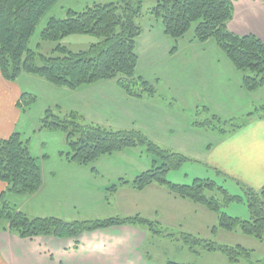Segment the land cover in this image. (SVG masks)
Listing matches in <instances>:
<instances>
[{
  "label": "crops",
  "instance_id": "obj_1",
  "mask_svg": "<svg viewBox=\"0 0 264 264\" xmlns=\"http://www.w3.org/2000/svg\"><path fill=\"white\" fill-rule=\"evenodd\" d=\"M116 2L61 0L48 13V22L52 18H66L71 10L82 12L94 3ZM234 14L228 24L231 32L239 36L251 34L264 43V2L236 0ZM139 23L143 32L136 41L137 74L157 88L156 96H129L112 80L70 90L31 77L48 96L44 110L58 108L80 113L87 122L109 129L140 130L157 145L191 158L193 162L185 164V168H196V171L184 176L188 180L193 176V183L196 179L209 178L234 187L240 182L256 190L263 189L264 118L249 114L264 106V88L247 92L242 73L215 40L200 43L194 41L193 33L189 42L185 38L176 42L165 33L156 17L143 15ZM208 49L213 51V58H207ZM181 57L185 59L184 66L179 63ZM202 68L206 69L197 71ZM232 89L236 95H231ZM1 91L3 103L8 101L4 106ZM22 93L17 84L6 81L0 73V139H7L12 133ZM238 97L242 101H233ZM204 98L209 112L216 113L222 120L246 115L244 124L228 133L204 134L196 124L200 123L199 119L195 118L200 115L198 108ZM51 133L61 134V145L66 144L68 148L62 133ZM45 146V139L38 137L37 154L33 155L43 173L42 188L32 195H6L8 202L20 212L31 217H59L68 221L141 216L157 223L162 232L165 226L181 230L185 238L203 233L206 237L203 240H209L219 227L216 213L176 196L163 185L151 184L142 191L134 189L133 181L137 176L157 165L156 158L144 148L125 149L102 156L90 166H82L63 156L69 148L68 151L58 148L50 154ZM206 174V177L200 176ZM7 188L0 181V196ZM245 212L250 217V213ZM155 234L143 225L115 226L69 239L46 236L22 240L13 233L1 231L0 264H157L150 261L144 251ZM236 235L241 234L236 232Z\"/></svg>",
  "mask_w": 264,
  "mask_h": 264
},
{
  "label": "trees",
  "instance_id": "obj_2",
  "mask_svg": "<svg viewBox=\"0 0 264 264\" xmlns=\"http://www.w3.org/2000/svg\"><path fill=\"white\" fill-rule=\"evenodd\" d=\"M60 1L0 0V73L3 79L16 82L22 75L28 74L70 90L112 80L129 96L154 97L157 88L137 74L139 55L136 41L143 32L139 20L143 15H150L161 21L165 33L176 42L185 38L195 24L194 41L203 43L215 40L236 70L242 73L247 92L264 88V43L251 34H234L228 26L235 16L236 0H156L153 8L147 10L144 4L151 0L94 3L82 12L71 10L66 18L50 19L41 32L40 40L58 43L72 35L87 34L99 39L96 45L82 52H72L61 44L50 56L37 55L31 49V41L43 19ZM28 98L31 102L37 101L36 96L24 93L18 101L21 108H27ZM261 108L249 116L256 113L264 118V106ZM44 114L40 131L60 132L66 137L69 152L63 156L67 160L90 166L102 156L129 148H144L156 158L157 165L137 176L133 181L136 191H142L151 184L163 185L176 196L216 213L219 228L213 232L220 228L229 233L236 231L264 244V188L256 190L236 182L246 196L241 198L230 196L226 189L218 187V182L209 178L196 179L192 185L170 183L167 176L193 162L191 158L157 145L137 129H109L87 122L80 113L58 108H49ZM207 120V128L220 133L237 130L244 124L229 128L231 120H222L216 114ZM196 124L203 127L206 122ZM0 181L8 186L7 191L0 196V232L13 233L22 240L46 236L56 239L78 238L84 233L127 225H143L154 233H163L158 231L157 223L141 216L68 221L59 217H31L20 212L7 201L6 195H32L43 186L39 161L33 156L29 142H24L20 133L0 139ZM243 202L250 212L248 220L231 218L221 212L222 205ZM206 247L212 251H222L232 264H264V260L254 261V250L241 245L230 247L211 244Z\"/></svg>",
  "mask_w": 264,
  "mask_h": 264
},
{
  "label": "rangeland",
  "instance_id": "obj_3",
  "mask_svg": "<svg viewBox=\"0 0 264 264\" xmlns=\"http://www.w3.org/2000/svg\"><path fill=\"white\" fill-rule=\"evenodd\" d=\"M118 1V0H117ZM262 2H264V0H261ZM156 0H151V1H147L144 6H145V10L149 9V8H153V5H155ZM49 15V14H48ZM49 16H47L42 24L38 27L37 29V34L35 35V37L32 39L31 41V49H33L37 55H45V56H50V54H53V50L58 46L63 44L64 46L69 47V49L72 52H82L85 51L87 49H89L91 46L96 45V43L99 42V39L95 36L92 35H84V36H79V35H72L71 37H66L64 39H62L60 42L58 43H53V42H45L43 40H40V36H41V32L43 30V27L46 25V23L48 22ZM192 30L189 32L188 35H186L185 40L187 39L188 42L190 40L191 35H193L195 29H196V25L194 24L192 26ZM208 57L213 58V51L208 49ZM58 56V55H56ZM185 59L184 57H181L179 60V63L181 66L185 65ZM176 63V62H174ZM39 64H41V61L39 60ZM177 64V63H176ZM180 66V67H181ZM206 68H202V69H198V72H202V70H205ZM34 76H25L23 78L20 77L18 78V80L16 82H10L13 83L14 85H18L21 88V92L22 95L24 93H30L33 96L38 97V100L36 102H31V100L28 98L26 99V103H28L29 105L27 106V108H21L19 106V104L17 105L19 111V115L17 117V120L14 122L13 124V130L12 133L10 135L13 134H21V137L23 139L24 142H30L29 147L31 148L32 146V142H34L31 150H32V154L36 155L37 154V150L35 149V143L38 139V137H42L45 139L46 142V146L45 149L50 153H54L55 151H58L59 149L62 150H67L68 148L67 146H65L66 144H64V146L61 145L62 143V135L59 134L58 136L55 135L54 133L52 134L51 132L47 131V130H41V119L45 116L44 114V105H45V101L47 99V94L46 92L43 90V88L37 84V80H34L33 78ZM160 79L163 81L165 80V78L159 76ZM39 79V78H38ZM44 80V79H42ZM7 81V80H6ZM44 82H47L44 80ZM2 93V99L4 98V93L1 91ZM21 95V96H22ZM231 95H236V91L235 89L231 90ZM21 98V97H20ZM242 101L241 98L238 97V99H234L233 101ZM20 101V99H19ZM231 101V102H233ZM4 99L2 100V105L4 106L5 103ZM199 104V103H198ZM209 104L208 101L206 100V98H204L203 100H201V105L199 106L198 109H200V115H196L195 118L196 120L199 119L200 123L204 124V122H206V125H204L203 127H200L204 134H208L211 136H216L217 134H219L218 131L212 130V129H207V118H211L213 114L212 112H209ZM246 107H248L246 105ZM229 108V107H227ZM262 109V108H260ZM10 114H13L11 111H8ZM9 114V115H10ZM216 114V113H215ZM213 114V115H215ZM217 115V114H216ZM218 116V115H217ZM246 116V115H245ZM245 116H239L236 118H231L229 120H231L228 123V127L232 128L233 126H239L241 124H243L244 120H245ZM219 117V116H218ZM221 118V117H219ZM5 124V123H4ZM220 123L218 122L219 126ZM203 134V135H204ZM9 135V136H10ZM59 148V149H58ZM33 155V156H34ZM196 167V166H195ZM182 169L180 170H175L173 172H171L168 176H167V180L170 183H180L179 185H183L184 184H192L193 182V176H189L190 180L186 179V176H184V174L186 173H195V169L196 168H191L188 167L185 168V165H183V167H181ZM190 174V175H191ZM213 175V174H211ZM198 176V175H196ZM202 177H206V175H200ZM218 187H223L224 189H226L228 191V193L230 194V196H239L241 198H246L245 193L243 191V189H241L239 186L238 187H234L231 184H226L224 183V181L219 180L218 181ZM247 187H249L247 185ZM250 188V187H249ZM222 198V195H221ZM8 201V200H7ZM221 212L227 214L229 217H233L236 219H240V220H248L250 217H248L249 215H245V211H248V207L247 204L245 202L243 203H231V205L228 206H221ZM250 213V212H249ZM213 214V213H212ZM212 218V217H211ZM210 218V219H211ZM163 226V233L162 235L159 234H155V236H152L150 239L151 241L149 242V244L144 248V251L146 253V257H148V259L150 261H153L155 263H160V264H168V263H179V264H232L230 262V260L227 258V256L221 251H212L209 248H207V245H211V244H216L218 245H227L230 247L236 246V245H241L243 247H247L249 249L254 250L253 252V258L254 261L257 262L259 261H263L264 260V244L263 243H259L257 240H246V238L242 237L241 235H236V231L229 233L223 229H219L217 232H214L211 236V238L208 241H204L203 239H205V235L203 233H200L201 235H197L194 239L189 238L188 236L183 235L184 232H182L181 230L176 231V230H172V228L170 227H165ZM219 228V227H218ZM159 230L162 231V229L159 227ZM187 233V232H186ZM185 233V234H186ZM170 236V237H168ZM251 239V238H249ZM204 241V242H201ZM198 242V243H196ZM206 242V243H205ZM235 264V263H234ZM241 264H244L243 262ZM247 264V263H246Z\"/></svg>",
  "mask_w": 264,
  "mask_h": 264
}]
</instances>
